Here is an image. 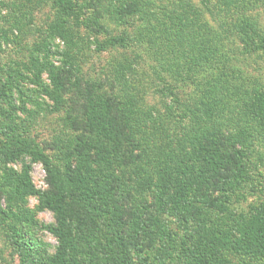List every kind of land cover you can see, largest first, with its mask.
<instances>
[{
  "label": "rangeland",
  "instance_id": "rangeland-1",
  "mask_svg": "<svg viewBox=\"0 0 264 264\" xmlns=\"http://www.w3.org/2000/svg\"><path fill=\"white\" fill-rule=\"evenodd\" d=\"M73 3L81 11L67 15L61 13L54 0H0V75L12 74L10 67L26 73L22 81L28 96V111L20 115L31 127L30 135L58 166L62 165L67 148L87 131L86 113L91 104L98 97H105L112 114L122 123L121 126L110 124L109 133L96 138H100L99 143L107 145L110 152L116 147L121 150L119 157L123 163L118 173L123 186L118 195L125 200L123 216L129 219L126 230L131 235L137 206L143 200H155L154 194L158 193L160 185L170 188L167 171L172 169L179 174L185 167L174 164L178 157H185L189 135L197 130L194 114L202 104L200 95L207 83L206 76L217 75L218 69L228 72L227 88L229 92L237 90L235 96L228 97L235 107L227 111L229 117L240 115L249 89L264 88V0H74ZM181 15L185 24L179 23L178 31L174 21ZM93 20L103 23L101 31L90 22ZM58 21L72 30L68 31L70 38L66 42L59 33L54 39L51 35L50 26ZM186 24L196 30V45L205 43L203 47H207L209 61L220 58V68L190 74L188 70L180 74L172 68L173 61L177 60L172 54L173 43L181 41V35L188 32L181 31ZM122 36L123 45L107 44L108 39ZM47 41L58 51L51 61L60 68L65 67L62 68L65 86L61 89L54 86L50 69L37 66L38 71L29 72L33 67L30 64L32 49L35 44ZM102 44L104 46H100ZM125 58L131 59L134 71L122 80L116 76L114 68L116 62ZM64 60L72 62L74 67L67 68ZM131 99L136 101L138 111L129 127L120 116L126 112L124 102ZM58 100L61 105L57 108ZM151 113L156 117L151 118ZM225 119L224 125H227L229 120ZM227 128L228 125L224 126V131ZM249 148L250 163L246 168L249 176L239 197L230 204L236 212H246L264 203V132H253ZM12 166L18 168L20 164L16 162ZM139 167L143 175L140 182ZM31 176L38 189L49 188L47 172L41 162L33 164ZM144 182L147 184L142 185ZM27 199L28 207H39L37 196ZM127 205L134 208L129 209ZM166 217L172 238L167 237L157 249L152 248L149 262L183 264L185 225L175 216L165 214ZM36 219L33 231L52 254L57 239L41 225L54 222V214L49 209L39 210ZM76 244L84 255L92 249L97 255L101 254L86 238L77 239ZM12 251L0 224V264H21ZM226 255L231 264H264V256L236 251H228ZM83 257L80 259L83 264H91L89 257ZM134 262L142 264V259L134 255Z\"/></svg>",
  "mask_w": 264,
  "mask_h": 264
},
{
  "label": "trees",
  "instance_id": "trees-1",
  "mask_svg": "<svg viewBox=\"0 0 264 264\" xmlns=\"http://www.w3.org/2000/svg\"><path fill=\"white\" fill-rule=\"evenodd\" d=\"M73 1L54 0V4L62 14L74 15L81 9H76ZM182 17L174 21L177 30L179 23L185 24ZM94 24L99 27L97 31L102 30L101 21ZM89 26L92 28V24ZM185 27L181 31L188 32L181 35L182 40L173 43L174 49L175 46L178 49L172 51L177 59L172 68L180 74L183 70L190 74L218 69L220 58L210 62L207 47H203L205 43H195L196 30L189 29L188 24ZM50 31L53 39L60 34L66 42L70 38L68 31L72 30L58 21L50 26ZM124 40L123 36L112 37L107 44L123 45ZM56 50L49 41L35 44L30 54L33 67L29 72L38 71L37 66L50 69L54 86L61 89L65 86L62 75L65 67L60 68L51 61L58 53ZM64 64L67 68L74 67L69 60H64ZM114 69L118 78L126 80L134 71V65L131 59L125 58L116 62ZM9 70L12 74L0 75V224L12 253L20 258L21 264H83L80 260L83 256L89 257L91 264H135L134 255L142 259V264H151L152 248L157 249L165 238H172L165 214L175 216L185 225L183 264H231L226 255L228 251L264 256V203L246 212H236L230 206L239 197L249 176L246 168L250 163L253 132H264V88L249 89L240 115L229 117L227 111L235 107L228 97L235 96L237 90L229 92L228 72L218 69L217 75L206 76L207 83L200 95L202 104L194 114L197 130L189 135V147L184 150L185 157L192 158L178 157L174 166L183 164L185 167L179 174L172 169L167 171L170 188L160 185V190L154 194L155 200H143L137 206L132 225L134 233L130 235L126 230L129 219L123 216L125 200L118 195L123 186L118 173L123 163L119 157L121 150L116 147L110 152V148L96 138L107 135L108 126L122 123L112 114L105 97L100 96L91 104L85 120L88 132L81 133L74 145L67 148V155L64 154L62 165L58 166L30 135L31 127L20 115L28 111V96L22 81L26 73L16 72L12 67ZM128 101L124 102L126 112L120 118L131 127L137 109L136 101ZM60 105L61 100H58L57 108ZM150 117L156 116L151 113ZM225 118L229 120L227 131H224ZM142 150L148 154L144 147ZM16 162L20 167L12 166ZM36 162H41L47 172L48 189H38L32 180V166ZM138 171L140 182L143 181L140 167ZM145 184L147 182L142 185ZM32 195L39 198L36 209L26 205ZM43 209L54 214V222L41 225L57 239L52 254L33 231L37 224L36 213ZM79 238L88 239V244H94L101 254L97 255L92 248L86 255L79 252L76 244Z\"/></svg>",
  "mask_w": 264,
  "mask_h": 264
}]
</instances>
